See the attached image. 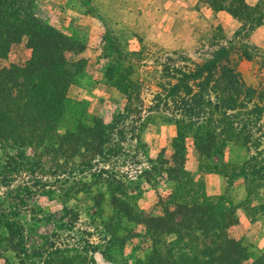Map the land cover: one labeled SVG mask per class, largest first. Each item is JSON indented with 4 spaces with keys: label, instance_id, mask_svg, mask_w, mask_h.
Wrapping results in <instances>:
<instances>
[{
    "label": "rangeland",
    "instance_id": "rangeland-1",
    "mask_svg": "<svg viewBox=\"0 0 264 264\" xmlns=\"http://www.w3.org/2000/svg\"><path fill=\"white\" fill-rule=\"evenodd\" d=\"M89 2L73 4L80 12L109 13L118 25L109 19L105 31L89 37L73 29L71 51L61 54L77 63H62L58 72L68 86L63 104L55 106L56 88L42 87L45 94L31 101L40 115L22 123L32 122L33 137L19 130L11 105L32 81L8 75L14 83L6 85L8 113L0 119V264H143L151 242L142 220L175 203L214 202L237 219L234 226L242 215L264 221V110L251 113L264 107V31L258 30L264 0L247 9L242 0H172L170 7L163 0ZM219 45L250 88L246 108L227 112L239 138L204 156L188 130L182 169L167 177L176 126L154 100L158 85L172 82L162 65L169 73L192 67ZM30 54L22 38L0 58V68L21 67ZM119 75L134 87L125 95L113 86ZM230 228L227 236L250 244L252 257L264 254Z\"/></svg>",
    "mask_w": 264,
    "mask_h": 264
},
{
    "label": "trees",
    "instance_id": "trees-1",
    "mask_svg": "<svg viewBox=\"0 0 264 264\" xmlns=\"http://www.w3.org/2000/svg\"><path fill=\"white\" fill-rule=\"evenodd\" d=\"M31 2L0 0V58H5L9 47L22 38H25V45L31 51L23 66L0 68V119H5L8 113L6 85L14 83L8 75L15 73L21 81L31 80L32 83L26 88L29 93L16 91L12 99L14 103H11L17 112L15 117L20 124L19 130L24 129L22 133L26 137L35 135L34 125L31 122L32 127L26 128L22 123L40 115L32 111L31 101L35 100L37 94H45L42 87L49 85L56 88L53 89L56 92L55 106L61 108L68 86L58 74L59 68L62 63L67 67L77 63L66 61L61 54L62 50L71 51L69 38L35 17L30 11ZM242 7L249 8L244 2ZM228 13L236 17L233 12ZM80 50L78 48L77 51ZM169 70L167 65H162L163 77L172 82L159 84L160 91L154 97L160 107L158 111L164 108L169 122L176 126L171 142V165L164 171L167 177L177 174L176 166L182 169L187 139L185 132L191 131L189 137L196 153L207 156L217 148L220 150L224 142L239 138L238 130L232 128L233 122H230L235 116L227 112H241L250 103V88L242 83L230 66L222 45L216 46L210 58L200 64L171 68V73ZM124 77L119 75L113 86L125 95L126 88L132 90L134 87ZM262 110L264 107L256 106L251 113L259 115ZM141 223L151 242V251L143 264H264V254L252 257L250 244L227 236V229L234 226L237 219L227 210L219 209L214 202L175 203L170 208H164L159 216H146ZM170 236L172 239H167ZM12 248L14 250L16 246Z\"/></svg>",
    "mask_w": 264,
    "mask_h": 264
},
{
    "label": "crops",
    "instance_id": "crops-1",
    "mask_svg": "<svg viewBox=\"0 0 264 264\" xmlns=\"http://www.w3.org/2000/svg\"><path fill=\"white\" fill-rule=\"evenodd\" d=\"M90 6H93L94 2H106V3H113L114 1L118 0H89ZM125 1V0H120ZM153 2L155 0H146ZM165 7L171 6L172 0H163ZM197 1V0H195ZM74 0H35V16L47 24L51 26L53 29L60 32L62 35L66 37H70L74 35V30L76 29L79 31V35L84 34L85 36L89 37L90 34H93V31H97L102 29L103 31L106 30L111 25V21L113 25H118L113 21L112 15L109 13H92L91 10L88 12H80L73 4ZM114 2V3H115ZM243 2L252 7L255 5L256 0H243ZM169 10L165 9V17L169 16ZM218 13H225L218 11ZM228 16V15H226ZM102 17L105 19L102 20ZM118 17V15H117ZM230 18V16H228ZM109 19H112L109 21ZM232 20V18H230ZM233 21V20H232ZM264 21V18H263ZM260 30L259 32L264 31V24L258 27ZM262 29V30H261ZM252 43H256V41H251ZM13 45V44H12ZM87 46L82 47L80 53L85 51ZM242 215V214H241ZM240 215V216H241ZM242 217V218H241ZM239 218V223L236 226L230 228V231L238 234L241 236L244 234L250 242L255 245L258 249L264 251V221L259 222L258 220L252 221L248 218H243V215ZM245 222V224H243ZM245 230V231H244ZM249 231V232H248ZM234 238H237L235 236Z\"/></svg>",
    "mask_w": 264,
    "mask_h": 264
}]
</instances>
